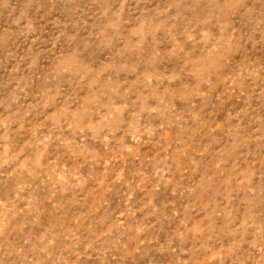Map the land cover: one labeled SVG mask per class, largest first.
Here are the masks:
<instances>
[{
  "label": "clouds",
  "instance_id": "clouds-1",
  "mask_svg": "<svg viewBox=\"0 0 264 264\" xmlns=\"http://www.w3.org/2000/svg\"><path fill=\"white\" fill-rule=\"evenodd\" d=\"M0 264H264V0H0Z\"/></svg>",
  "mask_w": 264,
  "mask_h": 264
}]
</instances>
